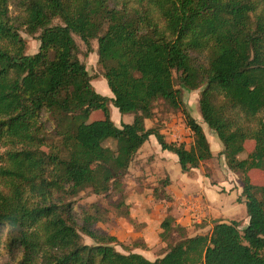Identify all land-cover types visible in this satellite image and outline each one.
<instances>
[{
	"label": "trees",
	"instance_id": "obj_1",
	"mask_svg": "<svg viewBox=\"0 0 264 264\" xmlns=\"http://www.w3.org/2000/svg\"><path fill=\"white\" fill-rule=\"evenodd\" d=\"M22 32L36 37V54H26ZM73 36L87 53L97 43L111 103L131 123L111 120L110 99L91 85ZM183 89L200 91L203 123L242 176L248 224L214 220L207 234L167 245L153 261L119 253L96 229L102 213L76 200L84 190L121 194L150 137L182 174L212 158L182 109ZM158 101L182 109L191 144L146 128ZM248 141L254 147L241 159ZM252 171L264 172V0H0V255L9 264H264V185L252 183ZM169 183L152 195L169 200ZM174 227L163 220L162 241Z\"/></svg>",
	"mask_w": 264,
	"mask_h": 264
},
{
	"label": "rangeland",
	"instance_id": "obj_2",
	"mask_svg": "<svg viewBox=\"0 0 264 264\" xmlns=\"http://www.w3.org/2000/svg\"><path fill=\"white\" fill-rule=\"evenodd\" d=\"M9 9L12 14L15 13L14 2L9 3ZM21 37L27 43L26 54H36L39 49V42L36 37H30L23 32L21 33ZM73 38L79 48V59L85 64L86 70L92 78L91 85L98 94L110 99L108 108L111 120L117 127H120L121 124L131 123L132 117L128 115L121 116L111 103L113 96L107 87L106 81L102 78L103 69L97 63V43L93 42V50L87 53L83 42L77 36H73ZM199 93V90L189 91L183 89L182 109L187 111L202 127L210 145L212 158L202 162L198 169L193 170L186 176L189 178L190 184H192L193 180L202 181L205 184L208 183L210 189H212V192L208 193L210 196L216 194L224 195L226 198L222 197V200L224 203L226 200L225 204L227 205L224 208V212H222L229 219H232L231 221L227 220V223L233 221L239 222L240 230H243L247 226L248 217L245 205L240 203L244 200L240 195L242 192V176L231 172L227 168L224 157L220 154L223 149L219 140L215 133L209 130L203 123L199 109ZM182 109L173 110L162 101H158L154 105L153 119L147 120L145 126L147 129L158 128L167 142L191 144L192 135L185 125ZM94 116L95 119H102L103 117L101 111L95 113ZM152 140V142L148 141L144 148L139 151L138 155L135 156L128 175L123 180L124 189L121 194L112 192L107 196H95L89 190H84L76 200L77 204L83 207H89L94 204L91 211L98 210L99 214L102 213L105 219L96 225V229L115 239L112 245L116 251L122 254L141 253L150 261L162 257L167 245H173L184 237L207 234L210 230L209 228H205L208 226L207 218L198 219L199 221L190 218L185 227L182 226L184 224L183 220L181 224L177 223L181 222V219L184 218L182 209L185 207V201L179 198L178 195L179 201L175 200V193L178 192L175 186H171L169 183L163 191L170 196L169 200L163 198L164 193L160 195L161 198H159L160 192L158 193V197L152 195L154 189L162 190L163 180L169 178L168 171L172 178L175 179V185L178 186L181 182H184V176L181 173L178 161L176 163L173 157L170 159L166 158L164 161L159 159L160 145L154 137H152ZM105 146L114 148V142L107 141ZM244 146L245 152L240 155L241 159L246 158L247 154L251 152L254 143L248 141ZM250 178L253 184L264 185V172L252 171ZM219 183L223 184L222 187L221 185L219 186ZM178 187L180 189V186ZM182 191H187L190 196H195L196 194L193 191L191 192L190 186L188 189H181ZM231 194L232 198H235L237 194L240 202L230 204L229 199L231 198L227 199V197L231 196ZM139 200H150L151 204L149 203L146 206L143 204L144 206H141L138 202ZM117 204L120 205L116 206ZM190 214L194 213L191 212ZM165 218H172L174 225L182 228L183 231L174 227L167 240L162 241V229L160 225ZM212 223L213 220L210 221L209 225H212ZM84 243L93 245V242L86 237H84ZM134 244L138 247L135 248ZM147 246L150 247L143 248ZM8 262V258L0 255V264H9Z\"/></svg>",
	"mask_w": 264,
	"mask_h": 264
},
{
	"label": "crops",
	"instance_id": "obj_3",
	"mask_svg": "<svg viewBox=\"0 0 264 264\" xmlns=\"http://www.w3.org/2000/svg\"><path fill=\"white\" fill-rule=\"evenodd\" d=\"M148 141L152 142L153 141L152 137H150ZM147 142L143 145V147L141 149L144 148V146L147 144ZM141 149L139 151H141ZM138 153H137V155H138ZM171 157H173L174 161L177 163L178 160H177L175 155H173L172 153H169L167 151L159 150V159H162L164 161L166 158L170 159ZM166 171H168V170H166ZM167 174L169 176L168 179L170 181V185L171 186H175L176 187L175 188L176 191H178L176 193L174 192L175 195H176V197H175L176 199L175 200L179 201V199H178V197H179V198H182L183 201H185V207L182 209L184 218L181 219V222H177L178 224H181L182 220H183L184 224L182 226L185 227L186 223L189 222L190 218L195 219V221H199L198 219H201V218H203V219L207 218L208 219V222H207L208 226H206L205 228L206 229H208V228L211 229L212 225H209L211 220H213V221L214 220H219V221H222V222H225V223L228 222L227 220H229V221L232 220V219H229V217H227L225 215V213H223L224 212V208L227 205V204H225L226 200H225V203L222 200V197H225V196L221 195V194H216V195H211L210 196L208 193L212 192V189H210V185L208 183H207L208 184L207 185V184L203 183L202 181L193 180L191 182L192 184H190L189 178L185 174H183L184 182H181V184L178 185V186H180V189H179V187L177 185H175L176 184L175 183V179L172 178V176L169 174V171L167 172ZM220 185L222 187L223 184L219 183V186ZM189 186L191 188V192L193 191L194 193H196L195 196L188 195L187 191L186 192L185 191L181 192V189L182 190H184V188L188 189ZM216 188H217V186H216ZM232 194H231V196L227 197V199L231 198V199H229L230 200L229 203L230 204H234L235 202L239 203L240 199L238 198V195L236 194L235 198L234 197L232 198ZM177 195H178V197H177ZM130 201H131V199H130ZM149 201L148 200H139L138 202H139V204H141V206H144V205L146 206L149 203L151 204V202H149ZM128 203H131V202H128ZM240 203L244 204V201L242 200ZM191 212H193L194 214H190ZM190 223H191V221H190ZM247 224H248V219H247ZM199 235H201V234H199ZM149 247L150 246H147V248H149ZM139 254L142 255L141 253H139Z\"/></svg>",
	"mask_w": 264,
	"mask_h": 264
}]
</instances>
